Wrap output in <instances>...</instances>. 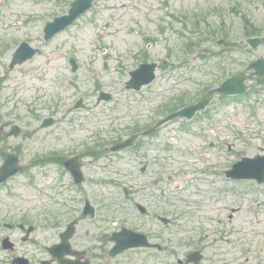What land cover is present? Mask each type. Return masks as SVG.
<instances>
[{"label": "rangeland", "instance_id": "rangeland-1", "mask_svg": "<svg viewBox=\"0 0 264 264\" xmlns=\"http://www.w3.org/2000/svg\"><path fill=\"white\" fill-rule=\"evenodd\" d=\"M29 1L5 2L2 9L8 13V16L3 19H12L14 13L19 11H38L41 18L36 25H26L24 23L26 16H24L20 30L13 28L11 30L17 35L22 34L24 30L38 29L35 38L30 41L42 47L43 53L13 68L10 62L16 45L9 43L1 49L0 53V110L4 114V117L0 119V126H6L8 123H19L22 126V133L19 137L5 139L3 144L0 139V145L23 153L26 162L38 155L50 152L53 148L67 146L74 139L89 140V137L93 136L96 131L110 134L109 130L112 128L110 125L114 120L109 115L111 111L103 109L102 106L105 105L99 108L94 107L98 88L114 93V99H117L114 103L120 104L119 107L122 110L120 113L123 116L125 112L127 113L125 117L117 120L130 122V115L134 108V96L138 97V95L125 89L124 83L129 76L130 69L137 67L141 61L149 60L159 63L156 84L163 91L160 92L158 100L162 102L164 97L178 95L182 86L178 85L175 89L174 80L170 77L174 72V67L165 68L162 63L167 58L169 65L178 64V60L184 55L183 49H180L183 39L180 31L187 32L188 30L179 20L172 19L168 14L173 12L174 8L182 10L197 5H201L202 8L205 2L219 4L223 0H171L172 3L169 2V5L166 4V0H96L90 12L81 16L66 31L47 43L43 40L42 31L45 22L66 13L72 0H54V4L46 0L41 3L35 1L34 4L30 3L31 7H27ZM234 2L239 4V7L247 12L253 21L263 26L262 35L264 36V0H228L229 6L234 5ZM167 10L168 13H165ZM44 14L47 15L44 16ZM228 16L227 22L231 24V27L227 43L233 50L230 52L232 61L240 59L233 64L237 72L244 68L246 60H252L260 55L264 56V42L257 48H252L247 43L243 21L237 14ZM216 18L217 16L213 20ZM164 25L169 29L162 33ZM5 29L4 24L0 22V40L8 39L7 35L10 32ZM175 45L177 49L169 54L168 47ZM206 45L217 46V40L207 41L204 43V46ZM71 55L77 57L81 64L76 80L68 62V57ZM201 55L199 50L191 54L190 65L195 67L197 63H200V60L197 62L195 60ZM145 56L147 60L141 58ZM203 61L204 64L207 63ZM208 66L212 68L203 73L199 69L191 70L190 74L194 77L191 82H204L213 78V73H219L213 63H209ZM62 75L66 77L63 78ZM162 75L165 76L161 77ZM80 79L83 80L85 86ZM73 83L82 87H73ZM189 84L193 88L197 87L193 83ZM253 87L259 91L252 97H245L244 104H235L233 108L227 109L228 113L234 116L232 121L235 126L217 124L208 127V130L204 132L205 136H201L202 139L199 140L196 136H189L183 131L182 133L180 129L178 133H175L174 124L170 125V135L167 133L166 136L170 137L171 143L170 171L175 176L174 181L164 188L165 196L169 202H172L169 206L171 215L177 217L169 231L171 244L168 246L171 247V253L168 261L170 264H177L178 258L184 256V252L189 249L187 247L195 246L206 247L207 254L203 264H256L257 261L253 257L244 263L246 259L244 250L249 248L250 253L257 252L258 255H264V237L259 229H264V224L263 227H259L253 220L247 223L246 216L248 215L249 219L252 218L248 212L251 198L246 194L232 193L233 190L243 191L244 186L238 185L234 189L235 185L232 182L224 183L223 181L221 185L211 184L208 181L210 176L206 173L187 174L183 172V169L188 167L186 165L187 155L196 158V162L200 163L199 161H202L206 154L216 155L218 153L215 147L209 148L210 141L219 142L222 138H229L230 143L236 145L235 150L240 152L243 147L250 148L249 143H258V138L264 137V91L262 90L264 87L253 84L251 91H254ZM93 88H96L95 92ZM85 89L89 91L77 92ZM147 90L143 95L149 96L155 92L152 90L148 93ZM163 94L165 96H162ZM80 97L84 98V107L74 110L71 105ZM144 103L151 104L148 100ZM52 115L57 119L55 125L48 128L39 127L42 118ZM36 129L37 133L34 134ZM5 131L0 130V138L5 136ZM237 137H240L238 142L232 141ZM243 138H246L245 144H241ZM193 142L196 143L198 149H195ZM185 150L189 151L186 153ZM231 159L232 156L229 153L227 160ZM206 165L202 164L203 167ZM54 170L55 168L51 165L45 168H34L32 174L36 176V185L43 187L45 184H53L56 174ZM146 176H149V173L143 175L142 178ZM190 178L195 179L190 180ZM177 184L181 185L179 189L176 188ZM94 188L98 189L96 186ZM100 188L108 195L109 187ZM30 189L26 190L24 195L27 193V196H34L36 191ZM44 190L45 198L41 197L40 200L41 210L49 209L54 213L53 199L47 195L50 190ZM15 199L19 206L14 205L13 202L9 203V206L12 210H17L16 215L20 214L23 209L28 210V207L36 202L35 198L32 202H28L23 196ZM61 200L54 195L55 203ZM237 207L240 209L232 212V208ZM260 211L264 213V207L260 208ZM231 213H234L232 219H230ZM44 221L41 222L43 228L38 232L41 233L39 237L42 241L44 238H52L51 225H45L46 221L45 223ZM82 226L84 227L81 230L86 229L87 224H82ZM184 229L187 231H183ZM235 241H238V244L234 245ZM22 245L25 247L22 251H25L28 245ZM129 256L136 264L141 263L140 255H138L139 258L135 253ZM42 257L47 256L43 254ZM157 261L162 262V257L151 258L149 263L157 264Z\"/></svg>", "mask_w": 264, "mask_h": 264}, {"label": "flooded vegetation", "instance_id": "flooded-vegetation-1", "mask_svg": "<svg viewBox=\"0 0 264 264\" xmlns=\"http://www.w3.org/2000/svg\"><path fill=\"white\" fill-rule=\"evenodd\" d=\"M57 235H58V233H54L55 241L58 240ZM88 235H89V233H87V232L83 236L80 235L79 233H77L75 235V237L72 239V245H73V247H75L79 250L85 251L83 259H89L91 262L92 261L94 262V261H96L97 258L94 255V253L89 250L90 244L88 242L87 243L85 242V238ZM54 264H57V263L54 261ZM94 264H106V263H94Z\"/></svg>", "mask_w": 264, "mask_h": 264}, {"label": "water", "instance_id": "water-1", "mask_svg": "<svg viewBox=\"0 0 264 264\" xmlns=\"http://www.w3.org/2000/svg\"><path fill=\"white\" fill-rule=\"evenodd\" d=\"M74 18V16H70L69 19L72 20ZM242 79V78H241ZM244 88V86H240V87H236V88H230V86H227V84H225L222 88V90H224L225 92H240L242 91ZM52 121H50L51 123Z\"/></svg>", "mask_w": 264, "mask_h": 264}]
</instances>
